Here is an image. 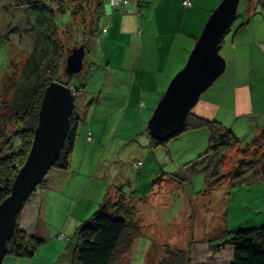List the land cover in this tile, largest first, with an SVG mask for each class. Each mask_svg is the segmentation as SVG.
<instances>
[{"label":"crops","instance_id":"obj_1","mask_svg":"<svg viewBox=\"0 0 264 264\" xmlns=\"http://www.w3.org/2000/svg\"><path fill=\"white\" fill-rule=\"evenodd\" d=\"M29 1L20 5L17 0H0V26L26 27L25 35L27 33L28 41L32 42L33 52H37L30 57L39 58L43 56L39 52L47 51L50 45V17L47 9ZM41 1L43 6L56 12L57 17L61 16V3L65 4V12H71L69 22L58 25L56 21L59 31L68 33L63 39L71 48L85 38L87 49L97 54L102 64L80 79L84 88H78L76 98L75 114L80 120L71 168L50 169L46 183L27 200L20 214L21 227L45 243L33 257L7 255L3 264H70L72 255L67 257V253L73 251L72 238H77L75 221L66 228L71 213L83 216L92 213L107 199L117 202L122 196L128 205L135 207L133 213H137V199L124 187L127 171L123 175V168L113 167V163L126 154L148 157L160 146L172 150L174 140L178 142L174 143L176 146L186 143L184 147L190 152L189 159L197 156V164L202 160L205 162L210 154L223 162L225 152L205 154L210 141L207 127L185 130L172 138L173 141L155 147L148 129V121L159 100L173 76L185 65L207 18L221 0H192L190 6H185L183 0H131L127 5L112 6L108 0ZM248 3V19L233 33L224 54L227 60L225 73L202 95L192 114L227 126L241 140L237 146L263 149L261 165L258 161L250 162L245 169H239L240 175L250 173L252 176L257 169L253 180L243 185L259 188L264 187V12L259 11L251 17L253 11ZM82 10L86 14L94 12L93 26H98L94 37L84 34L83 29L79 34L75 33V21L82 16ZM22 19L24 24H17ZM62 26L73 28L63 31ZM223 47L222 43L221 50ZM91 81L92 86H89ZM82 119L86 120L85 124L81 123ZM89 134L92 140L88 139ZM222 164L202 167L212 169L205 174L208 189L229 183L227 180L231 177L222 178L225 174L221 172ZM164 176L163 173L161 180L165 185L182 186V179L179 182L175 177V182H170L164 181ZM153 187L150 196L157 192ZM182 190L185 192L184 188ZM254 202L257 203L254 200L252 204ZM260 206L261 209L257 208L263 213H256L251 219L242 217L233 221L226 211L213 213L211 220L204 217V225L198 223V228H205L204 236L200 240L189 239V242L197 243L191 246L194 251L197 249L193 256L203 258L204 264H232L233 245L227 244L221 251L213 253L208 241L224 229L264 225V199Z\"/></svg>","mask_w":264,"mask_h":264},{"label":"rangeland","instance_id":"obj_2","mask_svg":"<svg viewBox=\"0 0 264 264\" xmlns=\"http://www.w3.org/2000/svg\"><path fill=\"white\" fill-rule=\"evenodd\" d=\"M247 1L250 4V11H253H249L251 17L255 13H259V11L260 13L264 12L261 11L264 8V0H241L238 17L223 40L224 47L221 50L223 55L232 41L233 33L248 19L246 17ZM1 13L2 11L0 10ZM70 15L71 12L66 11L60 17L58 16L59 18L57 17L56 20L58 25L69 22ZM19 23L24 24V19L17 24ZM25 28L21 25L14 27L10 25L0 26V115L3 102L7 98L12 99L16 93L18 99H21L26 88L29 89L30 93L34 84L36 82L39 83L44 77L43 73L39 76V73L36 75V70H32L36 59H31L32 57L30 56H32V53L36 54V52L32 50V42L28 41L27 33L25 35ZM80 29L79 26H75V33L79 34ZM23 34L25 37H23ZM27 59L29 66L24 69L22 64ZM47 60V58L40 59V64L47 63ZM101 64L100 57L89 49L85 57V69L75 75L71 79L70 84H73L75 89H77L75 86L84 88L83 83H81L82 80H80L81 77L85 76L91 69L92 72L96 71ZM29 72L32 73L29 74ZM91 84L92 81L89 86H92ZM76 93H79L78 89ZM82 121L81 123L85 124L86 120L82 119ZM173 139L169 141H173ZM17 140L20 141L19 138ZM171 143H173L172 150L170 147L160 146L157 152H151V156L149 155L148 157H139L134 153H128L124 158L118 159L113 163L115 169L123 168V175L127 171L128 178L124 181V187L126 192H129V195L137 199L136 212L138 215L136 213L135 218L139 220L142 226L143 235L138 238L133 248L130 255V264H159L160 260L165 256L168 245L173 248H192V244L195 245L197 243H191L189 239L200 240L204 236L203 230L205 228H198V223L201 222L204 225L203 218L207 217V219L211 220L213 213L217 211L229 212L233 221L242 217L251 219L253 215H257L256 213H263L260 210L262 208L260 205H262L264 199V187L255 188L254 186L243 185L253 180L257 169H255L253 176L250 173L240 175L239 172L240 168L245 169L250 165V160L253 157L262 158L263 149H257L254 146L245 148L235 146L223 153V162H220V158L210 154L205 162L202 160V162L197 164V156L189 159L188 153L190 152L184 147L186 143H183V145L177 144L178 146L174 144L178 143L175 140ZM135 160L142 161L140 169H136L134 166ZM212 163L216 165L223 163L221 172L226 175L222 174V178L231 177L230 180H227L229 181L227 184L229 186L222 185L215 189L206 187L205 174L212 171V169L207 170V168L202 167H207ZM186 164L187 166L185 167ZM257 164L261 165L260 162H257ZM163 173L165 174L164 181L175 182V177H178L179 182L182 179V186L176 183H173V186L165 185L161 180ZM166 175L169 177H166ZM231 183H235V185ZM153 186L156 187L157 192L150 196ZM182 188H184L187 195L185 198V192ZM254 200L257 203L254 202L252 204ZM258 206L260 209L257 208ZM98 208L99 206L92 213H85L83 216L78 213H71L70 222L66 225V228L70 227L75 221L77 227L74 231L76 232ZM210 220L206 223H209ZM74 237L70 242L71 245L73 244L72 250L77 244V238L73 240ZM70 251H68L67 257L70 254L72 255L73 251L71 253ZM196 252L197 249L194 253ZM192 258V264H204V259L198 255ZM126 259L128 260L129 256ZM122 264H126V262L124 261Z\"/></svg>","mask_w":264,"mask_h":264},{"label":"trees","instance_id":"obj_3","mask_svg":"<svg viewBox=\"0 0 264 264\" xmlns=\"http://www.w3.org/2000/svg\"><path fill=\"white\" fill-rule=\"evenodd\" d=\"M31 2H35V5H40L48 11L50 45L47 51L39 52L43 56L31 58L36 59L32 70H36V75L39 73V76L43 73V79L34 84L30 93L29 89L26 88L21 99H18L15 93L12 99L7 98L2 105L0 115V203L11 193L19 168L24 164L29 154L35 128L39 121V110L45 88L53 80L70 84V78L64 70L69 45L63 36L67 32L59 31L56 24V12L52 11L50 7L43 6L41 0H31ZM17 3L24 5L30 1L17 0ZM248 6L250 8L249 3ZM65 8V4L61 3L60 15L64 14ZM82 11L83 14L75 21V26L83 29L84 34L89 33V36L94 37L98 33V26H93L94 12L86 14L85 10ZM96 16H99V13ZM97 19L98 17H96ZM70 27L72 26H62L63 31H67L66 28L69 29ZM82 42H86V39L83 38L78 41L77 45ZM44 58L48 59L47 63L40 64V59ZM22 66L24 69L29 66L28 59L23 62ZM31 73L29 72V74ZM79 120L80 118L74 112L67 139L52 168L63 170L71 168ZM202 127H207L210 130L209 146L205 154L228 151L241 143L239 137L221 122L196 117L193 114L189 115L186 126L176 136L185 130ZM18 138L20 141L17 140ZM169 140L163 141L152 136L151 144L155 147ZM262 159L263 154L260 159L253 157L251 163L257 161L261 163ZM47 175L29 198L40 186L46 183ZM134 210L135 207L132 204L128 205L124 196L117 202L109 199L103 202L98 210L78 228L77 244L73 249L70 264H122L124 261L126 264H130L133 248L138 238L143 235L142 226L139 220H136ZM20 214L15 232L8 242L7 255L33 257L45 241L37 236L29 235L21 227ZM208 242L209 249L213 253L221 251L227 244L233 245L234 258L232 264H264V225L236 230L224 229L209 239ZM192 250L193 248H173L168 245L165 256L159 264H192L194 252ZM127 256H129L128 260L126 259Z\"/></svg>","mask_w":264,"mask_h":264},{"label":"water","instance_id":"obj_4","mask_svg":"<svg viewBox=\"0 0 264 264\" xmlns=\"http://www.w3.org/2000/svg\"><path fill=\"white\" fill-rule=\"evenodd\" d=\"M240 4L241 0H221L212 11L185 65L171 79L148 121L153 137L165 141L176 136L202 95L225 73L227 60L221 47L238 17ZM88 52L86 42L69 48L64 70L70 81L85 69ZM77 89L60 80L51 81L45 88L29 154L19 168L11 193L0 203V264L8 254V242L25 202L53 167L65 144Z\"/></svg>","mask_w":264,"mask_h":264},{"label":"built area","instance_id":"obj_5","mask_svg":"<svg viewBox=\"0 0 264 264\" xmlns=\"http://www.w3.org/2000/svg\"><path fill=\"white\" fill-rule=\"evenodd\" d=\"M110 5H119V4H124L127 5L131 0H108ZM183 4L185 6H190L192 4V0H183ZM88 139L92 140V135L89 134L88 135ZM142 165V161L138 160L134 162V166L136 167V169H139Z\"/></svg>","mask_w":264,"mask_h":264}]
</instances>
